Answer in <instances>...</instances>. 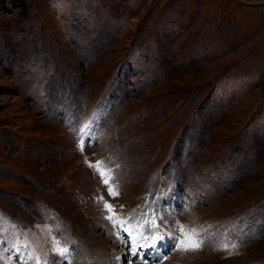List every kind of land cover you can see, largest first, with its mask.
<instances>
[{"label":"rangeland","instance_id":"1","mask_svg":"<svg viewBox=\"0 0 264 264\" xmlns=\"http://www.w3.org/2000/svg\"><path fill=\"white\" fill-rule=\"evenodd\" d=\"M145 261L264 264V0H0V264Z\"/></svg>","mask_w":264,"mask_h":264},{"label":"snow or ice","instance_id":"2","mask_svg":"<svg viewBox=\"0 0 264 264\" xmlns=\"http://www.w3.org/2000/svg\"><path fill=\"white\" fill-rule=\"evenodd\" d=\"M83 147V144H81V148ZM97 170L99 171L103 182L105 185L109 186V194L110 195H117L118 193L115 192V189H113L110 185V180H111V176L109 174V172L105 169H103L102 166H100L99 164L96 165ZM105 208L110 212L113 213V208L110 204H105ZM107 219H109L110 221H113V223H119V221L117 219H114V213L112 215H109L107 217ZM181 232H183V239H178L177 243L181 246V250L182 251H197L202 247L203 244V240L198 238V233L196 232L195 229H191V230H185L183 227H181ZM157 240H164V237H160V236H156L153 237L152 243L155 245ZM224 250H230L231 249H235L236 245L233 244L231 246H229V244L225 243L222 245ZM53 251H55L58 255H60L61 257H65L67 254V249L65 248H61L59 246H55L53 248ZM137 261H139L142 257L141 254L139 252H133L132 253ZM231 254V253H230ZM37 259L34 256H27L25 257L26 261H30V260H35ZM46 264V262H45ZM145 264H147V261H145Z\"/></svg>","mask_w":264,"mask_h":264}]
</instances>
